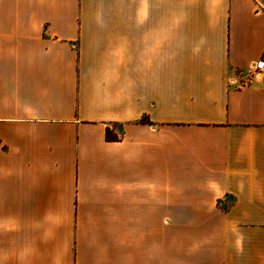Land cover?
<instances>
[{"label":"crops","instance_id":"crops-1","mask_svg":"<svg viewBox=\"0 0 264 264\" xmlns=\"http://www.w3.org/2000/svg\"><path fill=\"white\" fill-rule=\"evenodd\" d=\"M263 54L264 0H0V264H264Z\"/></svg>","mask_w":264,"mask_h":264},{"label":"built area","instance_id":"built-area-1","mask_svg":"<svg viewBox=\"0 0 264 264\" xmlns=\"http://www.w3.org/2000/svg\"><path fill=\"white\" fill-rule=\"evenodd\" d=\"M246 80L249 81L250 77L255 73H260L264 75V54L261 58L253 62L250 68L247 70Z\"/></svg>","mask_w":264,"mask_h":264},{"label":"trees","instance_id":"trees-1","mask_svg":"<svg viewBox=\"0 0 264 264\" xmlns=\"http://www.w3.org/2000/svg\"><path fill=\"white\" fill-rule=\"evenodd\" d=\"M142 121H144V120H141V122ZM105 137L109 141L116 140V136L115 135L112 136L108 128L106 129Z\"/></svg>","mask_w":264,"mask_h":264}]
</instances>
